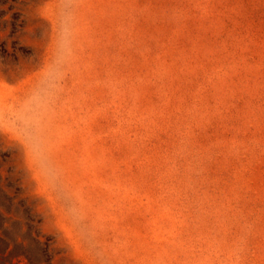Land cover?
I'll list each match as a JSON object with an SVG mask.
<instances>
[{"label": "rangeland", "instance_id": "374dc122", "mask_svg": "<svg viewBox=\"0 0 264 264\" xmlns=\"http://www.w3.org/2000/svg\"><path fill=\"white\" fill-rule=\"evenodd\" d=\"M0 264H264V0H0Z\"/></svg>", "mask_w": 264, "mask_h": 264}]
</instances>
